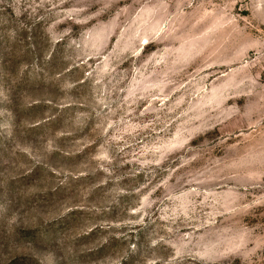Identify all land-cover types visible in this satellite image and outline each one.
<instances>
[{
    "label": "rangeland",
    "instance_id": "obj_1",
    "mask_svg": "<svg viewBox=\"0 0 264 264\" xmlns=\"http://www.w3.org/2000/svg\"><path fill=\"white\" fill-rule=\"evenodd\" d=\"M0 264H264V0H0Z\"/></svg>",
    "mask_w": 264,
    "mask_h": 264
}]
</instances>
